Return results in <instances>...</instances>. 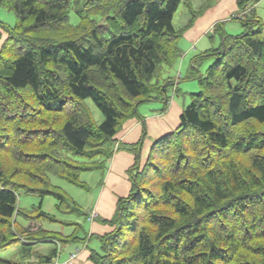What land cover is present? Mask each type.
Returning <instances> with one entry per match:
<instances>
[{"label": "trees", "instance_id": "16d2710c", "mask_svg": "<svg viewBox=\"0 0 264 264\" xmlns=\"http://www.w3.org/2000/svg\"><path fill=\"white\" fill-rule=\"evenodd\" d=\"M260 1H236L241 33L213 25L219 46L196 54L185 77L198 92L142 158L139 107L160 101L164 112L175 81L161 84V72L210 4L176 29L181 0H0L15 18L0 23V253L16 249L0 264H52L62 245L93 237L90 264H264V25L247 15ZM135 121L140 138L119 141ZM124 149L133 155L129 192L109 219H92L108 232L80 240L21 224L56 220L41 202L21 211L18 192L59 207L67 199L50 176L80 185L82 172L104 170ZM44 243L59 247L42 254Z\"/></svg>", "mask_w": 264, "mask_h": 264}, {"label": "rangeland", "instance_id": "374dc122", "mask_svg": "<svg viewBox=\"0 0 264 264\" xmlns=\"http://www.w3.org/2000/svg\"><path fill=\"white\" fill-rule=\"evenodd\" d=\"M219 1L220 0H181V3L173 16L174 27L176 29L184 27L189 19L192 18L190 11L196 13L208 3L210 5L207 10L209 14L212 15L213 9ZM207 10L203 12L202 16L205 17L207 15L205 14ZM247 15L248 17H252L253 15L256 16V18L264 25V0H261L251 10H247ZM238 16L241 17L242 12L237 7L234 12L227 13L224 20L221 19L216 21V19L211 23L212 25L210 24L206 29H204V25L198 26V30H201L202 34L200 35V39L197 41V44H194V42H191L188 39H184V37L179 41L178 61L173 68H163L159 81L161 84L164 83V80L167 78H171V80L175 81L174 86L167 88V97H169L168 105L171 101H174L181 111H183V109L189 104V95L198 92L197 83L195 81H188L185 78L189 70L191 60L196 54L206 50L216 49L219 46V39L213 32V23L225 22L223 24L224 30L230 35H237L241 33L242 28L240 27L239 22L235 20ZM200 17L198 16L197 19ZM69 18L72 24L77 23V18L72 8L69 11ZM196 20L192 27L193 29L197 28ZM0 21L3 22L4 25L12 27L15 18L11 12L0 8ZM212 62V60H209L202 63L199 67L200 72L204 74L205 70L212 64ZM85 102L95 123L97 125L101 124L104 120L103 115L90 100H86ZM163 109L164 105L160 101H155L141 104L139 112L145 119H150L156 118L159 115V112H163ZM166 111L168 112V106H166L164 112ZM145 126L146 133L144 135L143 149H145L148 144H152L157 138L156 133L148 131V128L150 127L149 124L146 123ZM168 128L171 131L174 129L172 125H168ZM127 150L128 149H124L126 152ZM147 151L148 150L145 149L142 152L143 156L147 154ZM109 164L110 162H108L107 167L104 170L82 172L80 175V185H73L59 177L50 176L51 184L59 188L67 199L66 203L59 207L57 206L58 201L52 196H45L40 199L36 195H29L22 191L18 192L17 207L21 211H33L41 202L42 211L51 217H54L56 220V222L40 221V223L36 224V222H27L25 219H22L21 224L26 227L31 224V227L35 228L41 226L48 232L60 233L64 237L75 236L80 240H83L85 236L89 234V224L86 218L87 216H92V212L95 209L102 192L105 191L107 193V191H111L110 194H114L113 189L106 186L104 183ZM95 218L97 217L95 216ZM81 242H70L62 245L59 249V255L56 259H54V262H66L69 255L76 250H78V252H83L86 249L98 250L99 248V242L94 237L85 243V245ZM56 246L59 247L58 244L56 245L55 243H44L38 245L37 250L42 254H48L49 251ZM15 251L16 249L3 251L0 253V258L10 259L13 257ZM83 261V259L79 258L75 262H70V264H83Z\"/></svg>", "mask_w": 264, "mask_h": 264}, {"label": "crops", "instance_id": "0c3cea01", "mask_svg": "<svg viewBox=\"0 0 264 264\" xmlns=\"http://www.w3.org/2000/svg\"><path fill=\"white\" fill-rule=\"evenodd\" d=\"M236 1L237 0H220L219 3L214 7L212 15H210L207 10V12L205 13L207 15L205 17L202 16L196 20L197 28L193 29L192 26L188 31L184 33V39H188L189 41L194 42V44H197V41L200 39V35L202 34L201 30H198V26L204 25V29H206L214 20H224L227 13L234 12L237 9ZM0 23L3 24V22L1 21ZM5 37V33L3 32L2 28H0V49L5 40ZM168 103L166 105L168 106V112H159V115L156 118L145 119V124L148 123L150 126L148 128V131L151 133H156L157 138L171 131L169 130L168 125H172L175 128L178 125L179 116L182 113L181 109L174 101H171L169 105ZM141 131V125L138 122H129L120 132L118 139L125 144L135 143L140 138ZM150 145L151 143L148 144L145 149L148 150ZM145 149H143L142 152ZM143 157L144 156L142 154V158ZM109 162L110 164L108 166L104 183L106 186L113 189L114 194H110L111 191H107V193L103 191L97 201L95 209L92 212V215L98 216V218L100 217L103 219H109L112 216L117 199L119 197H125L129 192L130 183L128 181L126 171L133 163V155L126 151H119L114 154ZM87 222L89 224V233H93L95 235H103L104 233L109 231L106 225H101L95 221L87 220ZM83 245L85 244L83 243ZM78 253L79 254L77 259H83V264H90L87 259V249L83 252Z\"/></svg>", "mask_w": 264, "mask_h": 264}, {"label": "built area", "instance_id": "2783aa9c", "mask_svg": "<svg viewBox=\"0 0 264 264\" xmlns=\"http://www.w3.org/2000/svg\"><path fill=\"white\" fill-rule=\"evenodd\" d=\"M77 257V254L76 253H73L69 256V261L68 262H65V263H62V264H70V262L72 260H74L75 258Z\"/></svg>", "mask_w": 264, "mask_h": 264}]
</instances>
